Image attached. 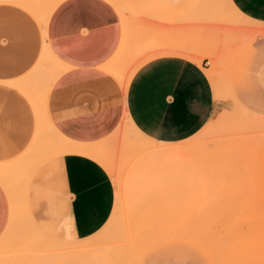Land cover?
I'll use <instances>...</instances> for the list:
<instances>
[{
  "label": "rangeland",
  "instance_id": "1",
  "mask_svg": "<svg viewBox=\"0 0 264 264\" xmlns=\"http://www.w3.org/2000/svg\"><path fill=\"white\" fill-rule=\"evenodd\" d=\"M23 1L31 13L41 14L46 32L61 0ZM107 2L121 9L123 39L108 69L123 89L147 60L180 55L205 62L220 108L178 143L156 141L123 120L107 137L88 144L95 153L88 156L114 183L115 205L100 231L75 240L63 217L35 207L38 201L30 196L40 185L47 198L48 159L64 152L45 110L47 79L54 68H65L45 45L21 81L31 90L37 87L33 98L43 111L41 131L25 160L2 170L10 207L0 235V264H264V23L246 19L229 0ZM168 3L181 5L170 11ZM131 24L133 49L128 47Z\"/></svg>",
  "mask_w": 264,
  "mask_h": 264
},
{
  "label": "crops",
  "instance_id": "2",
  "mask_svg": "<svg viewBox=\"0 0 264 264\" xmlns=\"http://www.w3.org/2000/svg\"><path fill=\"white\" fill-rule=\"evenodd\" d=\"M229 1L246 19L264 23V0ZM179 5L165 6L173 11ZM35 19L41 21V14L31 13L23 0H0V170L24 159L34 139L39 124L35 115L37 120L39 115L33 102L41 106L39 98H33L37 87L31 90L21 81L40 61L45 45L65 68H54L53 77L47 79V123L54 134L70 142L93 144L127 120L156 141L178 143L195 135L220 108L205 62L180 55L147 60L123 89L108 66L120 52L124 29L118 12L105 0H61L49 15L46 32ZM129 32L128 47L133 49V24ZM48 160L47 198L43 200L38 185V191H30L38 201L35 207H48L63 217L73 239L93 236L107 223L115 205L109 173L80 152H64ZM4 174L0 172V235L10 207ZM9 181L18 192L16 180L9 177ZM31 227L36 228L33 221Z\"/></svg>",
  "mask_w": 264,
  "mask_h": 264
},
{
  "label": "bare ground",
  "instance_id": "3",
  "mask_svg": "<svg viewBox=\"0 0 264 264\" xmlns=\"http://www.w3.org/2000/svg\"><path fill=\"white\" fill-rule=\"evenodd\" d=\"M106 1H111L113 3L114 0H106ZM125 1V0H124ZM56 5V4H55ZM54 5V6H55ZM116 11L120 14L121 13V9H119L118 7L115 8ZM38 16V15H37ZM39 17V16H38ZM33 107L35 108V110L37 111V114L40 116L41 114H43V111H41V108L38 107V104L36 102H33ZM41 121L38 120V123L40 124ZM38 127V124H37ZM51 130V129H50ZM41 131V129L38 127V129L36 130L34 139L32 140V144L34 143L36 137L38 136L39 132ZM61 141V148L64 149V152H80V153H84L87 155H93L95 154L93 149L91 147H88V144H79V143H74V142H70L68 140H65L63 138L60 137ZM63 152V153H64ZM26 158V157H25ZM24 158V159H25ZM0 172H2V170H0ZM4 172V171H3ZM7 175L6 173L4 174V176ZM2 177V176H0Z\"/></svg>",
  "mask_w": 264,
  "mask_h": 264
}]
</instances>
